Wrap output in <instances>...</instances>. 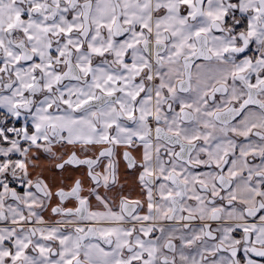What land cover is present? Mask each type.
Instances as JSON below:
<instances>
[{
	"label": "snow or ice",
	"instance_id": "1",
	"mask_svg": "<svg viewBox=\"0 0 264 264\" xmlns=\"http://www.w3.org/2000/svg\"><path fill=\"white\" fill-rule=\"evenodd\" d=\"M0 264H264V0H0Z\"/></svg>",
	"mask_w": 264,
	"mask_h": 264
}]
</instances>
